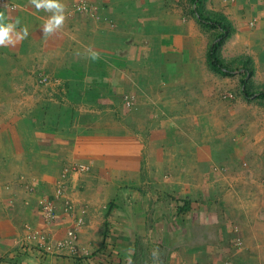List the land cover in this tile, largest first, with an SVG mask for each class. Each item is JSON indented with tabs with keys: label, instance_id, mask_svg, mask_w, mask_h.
<instances>
[{
	"label": "crops",
	"instance_id": "obj_1",
	"mask_svg": "<svg viewBox=\"0 0 264 264\" xmlns=\"http://www.w3.org/2000/svg\"><path fill=\"white\" fill-rule=\"evenodd\" d=\"M59 2L52 33L32 0L0 2L29 32L0 45V264H138L154 246L165 264H264V111L241 102V71L224 77L237 103L201 87L215 32L180 0ZM218 11L221 58L264 76V0Z\"/></svg>",
	"mask_w": 264,
	"mask_h": 264
},
{
	"label": "rangeland",
	"instance_id": "obj_2",
	"mask_svg": "<svg viewBox=\"0 0 264 264\" xmlns=\"http://www.w3.org/2000/svg\"><path fill=\"white\" fill-rule=\"evenodd\" d=\"M7 3V0H5ZM204 8H203V12L206 15L209 16H214L218 11V8L221 4L225 3V0H204ZM5 3V4H6ZM84 2L79 1L77 3H74V5L72 6V8L75 10V12H79L80 10V6L83 4ZM88 10L90 9L87 6ZM180 8L182 10H186V15L189 16L190 12L193 11L194 9V5L191 3V0H180ZM212 41V40H211ZM84 54V52H82ZM229 59L227 61L228 64L231 65V67L233 69H235V66H232V63L230 61L231 56L228 55ZM226 61V60H225ZM259 66V64H257ZM252 66H253V62H252ZM254 69V74L251 77V88H250V92L251 93H257V92H261V89H264V76H260V68H256V66H253ZM41 72V71H38ZM214 77L217 78L216 83L214 82V80L212 79L211 81H205L204 83H202L201 87H207L210 89H215V93H216V100H218L219 102H221V104H228L230 101L232 103H237V101L235 100V96L232 98L231 96V92L229 91L230 89V82L231 78H222V76L220 75H216L214 74ZM222 81L221 83H219V81ZM37 81V80H36ZM12 85V83L10 84ZM229 86V89H226ZM205 88H200L199 92H197L198 94H202L201 91L204 90ZM210 89H205V91L208 93V91H210ZM233 94V93H232ZM240 96V95H239ZM203 97V96H202ZM244 104H248L250 106H253V109H258L260 111H264V101H241ZM170 224V223H169ZM169 224L167 223L166 228H163L165 230V232L167 231V233L169 234L170 239L168 238V246L173 247V242L175 244L180 242V238L178 237V235L176 233L173 232H169ZM170 233L174 234V235H170ZM154 246V245H153ZM160 246V245H157ZM168 247L165 249H157L156 246H154L152 249L148 250L146 252L145 255L140 256L141 259L139 260L138 264H165V260L168 254ZM155 253V255H154Z\"/></svg>",
	"mask_w": 264,
	"mask_h": 264
},
{
	"label": "trees",
	"instance_id": "obj_3",
	"mask_svg": "<svg viewBox=\"0 0 264 264\" xmlns=\"http://www.w3.org/2000/svg\"><path fill=\"white\" fill-rule=\"evenodd\" d=\"M191 3L196 6V9H193V13L197 16L200 24L215 32L216 37L210 44L207 56L210 70L223 77H232L235 71L243 72L241 74V86L243 87L244 98L247 100L264 101V91L258 93L250 92V81L254 74L252 61L250 59L238 61L235 63L237 64V68L233 69L230 64L221 58L220 48L233 33V28L229 20L221 14H215L214 16L206 15L202 10L203 0H191Z\"/></svg>",
	"mask_w": 264,
	"mask_h": 264
},
{
	"label": "clouds",
	"instance_id": "obj_4",
	"mask_svg": "<svg viewBox=\"0 0 264 264\" xmlns=\"http://www.w3.org/2000/svg\"><path fill=\"white\" fill-rule=\"evenodd\" d=\"M35 8L37 10L43 8L46 11L53 13L50 19L44 24L43 31L45 33H52L54 30L60 28L65 20L64 15V5L59 2V0H32ZM16 24H19V20L15 23L8 22L3 12H0V45H6L7 42L15 44L16 41L24 39L28 36V28L23 27L20 31H16ZM13 33L15 34V39L13 38ZM92 58H96V54H92ZM45 79L43 76H40V83H45L42 81ZM155 255V253H154Z\"/></svg>",
	"mask_w": 264,
	"mask_h": 264
},
{
	"label": "built area",
	"instance_id": "obj_5",
	"mask_svg": "<svg viewBox=\"0 0 264 264\" xmlns=\"http://www.w3.org/2000/svg\"><path fill=\"white\" fill-rule=\"evenodd\" d=\"M0 2L2 4H5L6 1L5 0H0ZM88 10L86 3L84 2L81 6H80V10L79 11H86ZM42 81H45V79H43ZM91 171V168L89 165H78V166H74L72 168H68L67 169V173H89ZM68 174H66L64 183L59 185L57 191H56V195L58 197H62L64 196V192H65V186L66 183L68 182L69 179H67ZM67 202H69V200H67ZM42 208H43V212H44V216L46 219L48 220H52L55 217L56 214V209H55V204L50 201V200H46L45 202L42 203ZM69 237L74 240L75 239V235L74 232L71 231L69 234ZM69 241V244H72L74 241Z\"/></svg>",
	"mask_w": 264,
	"mask_h": 264
}]
</instances>
